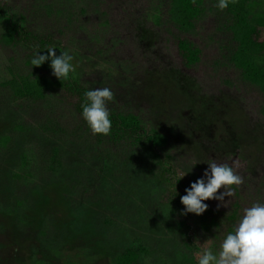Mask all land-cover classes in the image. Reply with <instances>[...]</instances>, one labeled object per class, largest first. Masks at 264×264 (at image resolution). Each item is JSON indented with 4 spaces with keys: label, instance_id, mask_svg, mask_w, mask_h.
Segmentation results:
<instances>
[{
    "label": "trees",
    "instance_id": "trees-1",
    "mask_svg": "<svg viewBox=\"0 0 264 264\" xmlns=\"http://www.w3.org/2000/svg\"><path fill=\"white\" fill-rule=\"evenodd\" d=\"M63 1L67 4L70 0ZM97 1L100 0L89 2ZM161 2L158 6L152 3L149 14H143L142 20L149 19L154 27L165 28L171 37L170 30L176 33V52L183 69L191 71L201 62V51L185 38L193 36L197 23L209 15L217 19L216 24L220 23L216 32L224 42L219 49L223 54L222 66L235 72L241 84L257 91L264 105V42L258 41L260 32L264 33L263 2L235 0L223 11L215 7L218 0ZM39 6L46 14L52 10L49 4ZM7 10L0 8V19ZM59 13L57 15L61 16ZM83 13L80 10V14ZM19 19L25 25L23 17ZM106 24V20L101 22L103 27ZM24 25L15 32L12 27V31L6 29L0 35L2 48L20 47L33 52L21 63L26 73L18 74L8 68V79L0 84V122L8 125L0 133V165L1 160L6 159L2 161L5 170L0 171V199H5L7 204L0 202V213L16 221V226L31 225L37 237L45 235V229H51L44 244L41 243L54 255L72 242L85 241L87 245L100 248L101 254L93 256L90 249L83 247L79 264H93L101 255L108 264H148V261L151 264H198L196 253L199 249L189 237L191 228L187 224L192 213L183 214L185 209L180 199L186 195L187 187L176 179V186L184 192L172 193V200L162 203L160 177L154 172V166H147L160 164L159 157L154 153L151 156V152L167 148L172 141L170 137L177 138L173 132H181V129L174 125L166 134L153 129L142 136L138 117L126 105L109 110L112 129L108 136L92 134L87 143L81 141L83 136L86 139L90 134L82 118V105L89 90L81 86L76 70L70 73L67 81H60L52 74L50 61L40 67L33 66L34 56L47 55L52 43L48 35L33 37ZM143 40L140 34L138 42ZM78 44L81 43L78 41ZM60 93L77 99L73 107L85 123L79 135L76 127L67 133L61 125L60 114L53 111L56 109L53 100L62 102L58 97L64 95ZM34 106L43 108L39 114L31 113L36 122L24 124L20 113H27ZM103 145L115 146L116 153H108ZM27 147L36 150L34 159L38 160H30ZM134 158L137 165L130 163ZM89 192L92 198L88 200L84 196ZM110 192L115 194L111 196ZM54 194L64 207L65 220L55 219L45 212L44 207ZM237 208L235 204L232 212L224 217L228 222L227 233L234 230ZM217 216L218 212L207 208L197 217L195 226L202 238L213 236L211 231L218 228ZM33 264L42 262L33 260Z\"/></svg>",
    "mask_w": 264,
    "mask_h": 264
},
{
    "label": "rangeland",
    "instance_id": "rangeland-1",
    "mask_svg": "<svg viewBox=\"0 0 264 264\" xmlns=\"http://www.w3.org/2000/svg\"><path fill=\"white\" fill-rule=\"evenodd\" d=\"M89 1L70 0L66 4L63 0H47L45 3L0 0V8L10 10L4 12L0 19V35L6 29L12 31L11 27L14 32L19 30L24 25L19 18L23 17L24 27L27 26L33 37L44 38L48 35L52 43L50 47L55 48L57 56L68 52L73 57L72 64L81 86L88 90L109 88L113 92L114 99L107 103L108 110L127 105L126 108L141 123L142 136L150 134L153 129L166 134L168 128L174 125L178 126L176 129H181V132H173L177 138L170 137L169 149H154L151 152V156L154 153L159 157L160 164H147L149 168L154 166V172L160 177L162 189L159 199L162 203L171 201L172 193L184 192L176 186V179L188 189L192 183L204 178L209 161L234 166L244 183L235 188L233 196L224 197L227 207H218L220 201L217 200L204 202L208 209L219 213L218 228L211 231L213 236L202 238L198 234L195 226L197 215L192 214L187 218L191 228L189 237L198 246L199 252L211 248L218 253L228 234V222L224 217L232 212L235 204L238 208L234 228L246 208L256 203L264 204L262 97L251 87L241 84L235 72L222 66L223 54L219 49L224 42L216 32V28L220 27V23H215L217 19L205 15L195 26L193 36L185 38L201 51L200 64L191 71H185L176 52V33L170 30L169 33L173 34L171 37L165 28L154 27L149 19L142 20L143 14H149L151 4L158 6L162 4L161 0ZM254 1L263 2L264 6V0ZM42 3L52 7L49 14L39 6ZM80 10L84 13L80 14ZM58 12L62 15H57ZM103 20L107 21L104 27L101 25ZM140 34L144 36L142 42H138ZM258 41L264 42V33L260 32ZM97 51H100L98 55ZM32 53L20 47L11 49L0 46V84L8 79V68L18 74L26 73L27 69L21 63ZM225 81L229 83L224 84ZM60 95H64L58 97L62 102L53 100L52 103L56 104L53 111L60 114L61 125L67 133L73 132L76 127L79 135L85 123L74 110L77 99L63 93ZM33 109L35 112H31ZM42 109V106H34L19 116L24 124H32L36 119L31 117V113L39 114ZM7 128L6 122H0V133ZM89 133V137L84 139L83 136L81 141H90L92 133ZM109 147L103 145L104 149L108 148V153L115 154V146ZM30 149V160H38L34 159L37 157L36 150ZM123 150L127 151V148ZM3 160L6 159L1 160L0 171L6 167L2 164ZM130 163L138 164L135 158ZM110 194L113 196L115 193ZM84 197L89 200L92 194L89 192ZM75 199L78 197L75 196ZM58 200L56 194L50 196L44 207L45 212L55 219L65 220L64 207ZM0 202L4 204L5 199H0ZM50 231L45 229V235L37 237L31 225L16 226V221L0 213V264H33V260L42 264H79L82 258L80 250L85 246L90 249V255L101 254L99 247L79 241L62 246L54 255L50 248H43L44 239L48 238ZM93 264H108V261L101 255ZM148 264L151 262L148 261Z\"/></svg>",
    "mask_w": 264,
    "mask_h": 264
},
{
    "label": "clouds",
    "instance_id": "clouds-1",
    "mask_svg": "<svg viewBox=\"0 0 264 264\" xmlns=\"http://www.w3.org/2000/svg\"><path fill=\"white\" fill-rule=\"evenodd\" d=\"M230 3H235V0H218L215 7L223 11ZM47 53L36 54L31 64L40 67L50 61L52 74L60 81H67L70 73L75 72L73 57L68 52L57 56L53 47ZM113 99L114 94L109 88H98L85 93L82 118L93 135L110 134L112 121L107 103ZM203 176L204 178L192 183L185 190L186 195L180 198L185 215H202L208 207L204 202L208 200L220 201L218 207H227L224 197L233 196L235 188L244 183L234 166L218 164L215 161H209ZM196 257L198 264H264V204L256 203L244 210L238 225L223 239L218 253H214L211 248H204L196 253Z\"/></svg>",
    "mask_w": 264,
    "mask_h": 264
}]
</instances>
